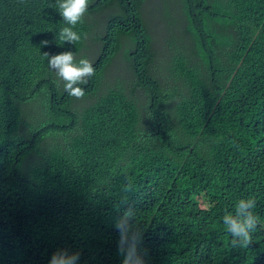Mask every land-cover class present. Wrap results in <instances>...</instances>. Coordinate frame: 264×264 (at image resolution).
<instances>
[{"label":"trees","instance_id":"obj_1","mask_svg":"<svg viewBox=\"0 0 264 264\" xmlns=\"http://www.w3.org/2000/svg\"><path fill=\"white\" fill-rule=\"evenodd\" d=\"M182 1L161 50L147 0H90L75 45L57 0H0V264H123L128 207L145 264H264V0ZM68 50L95 68L82 99L43 56ZM248 197L260 223L233 247L222 218Z\"/></svg>","mask_w":264,"mask_h":264},{"label":"clouds","instance_id":"obj_2","mask_svg":"<svg viewBox=\"0 0 264 264\" xmlns=\"http://www.w3.org/2000/svg\"><path fill=\"white\" fill-rule=\"evenodd\" d=\"M89 3L90 0H57L58 12L65 24L69 25L60 29L56 34L57 40L73 45L81 40V33L74 29L83 21ZM83 38L87 39V33H83ZM49 43L48 40L42 41L45 46ZM43 56L48 61V67L64 82V91L70 97L82 99L85 96V89L80 85H87L89 78L95 74L92 62L87 58L79 59L77 62L71 50L58 54L45 52ZM256 205L255 197L241 198L235 206L234 214L228 212L224 214L223 224L232 236L233 247H248L253 242L252 234L260 223L258 215L254 212ZM135 219L134 208L128 207L116 222L119 232L118 249L124 256L123 264H145L138 251L141 230L133 223ZM78 260L77 253L70 254L66 249H58L51 256L49 264H77Z\"/></svg>","mask_w":264,"mask_h":264},{"label":"rangeland","instance_id":"obj_3","mask_svg":"<svg viewBox=\"0 0 264 264\" xmlns=\"http://www.w3.org/2000/svg\"><path fill=\"white\" fill-rule=\"evenodd\" d=\"M146 4H149V9L147 10V16L151 19V22L153 23V27H155V30L153 31V34L155 35V41L156 45L161 50H167L168 48L163 45V41H167L170 39H176V41L180 40V38H172L171 33L173 32L176 36L183 37L185 36V26H186V13L184 12L185 6L182 0H170L167 2V0H147ZM114 7H111L109 9H106V11L113 10ZM99 24V23H98ZM99 26V30H100ZM156 35L159 37L157 38ZM181 39H184L181 38ZM124 44L128 45L131 41L128 38L123 39ZM91 48H88L87 50H90ZM102 45L100 42H95L92 44V50L93 51H101ZM168 53V52H167ZM126 60L124 58V54L121 53L119 58H117V62L113 67L114 76L122 75L123 77L129 76ZM122 69V70H121ZM115 80L112 81L114 83ZM35 107V106H34ZM37 111H39V106L36 107ZM199 204L201 206H206V200L203 196L199 197L198 200Z\"/></svg>","mask_w":264,"mask_h":264}]
</instances>
